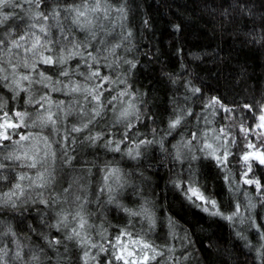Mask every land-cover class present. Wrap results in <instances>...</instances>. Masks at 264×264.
<instances>
[{
	"label": "clouds",
	"instance_id": "obj_1",
	"mask_svg": "<svg viewBox=\"0 0 264 264\" xmlns=\"http://www.w3.org/2000/svg\"><path fill=\"white\" fill-rule=\"evenodd\" d=\"M208 2L189 0L193 11ZM212 2L217 9L231 7L229 15L233 26L243 22L251 24L253 30H264V0H235L234 5L233 0ZM22 3L29 5L23 9L24 15L36 21L29 28L39 24L40 32L48 38L40 49H26L32 53L27 62L12 57L15 61L12 72L0 67V86L12 93L8 98L0 93V113L19 112L20 117L12 115L8 118L21 124L18 129L27 130L21 134L18 129H9V139L0 140V217L7 221L0 229V264H87L89 260L91 264H100L99 255L104 252H111L108 256L111 262L114 252L96 239L99 237L107 242L108 237L107 229L101 230L97 218L114 229L126 232L129 226H139L140 233L166 238V234L159 231L163 221L160 225L150 224L142 212L132 211L133 207L143 209L145 204L159 210L162 217L172 212L184 218L186 223L192 222L194 227L204 220L200 213L230 222V226L243 217L239 222L245 223L246 228L243 231L234 228V232L242 242L245 254L237 255L235 245L230 250L226 244L217 247L208 243L211 238L202 240L205 247L198 250L191 237L186 236L182 237L187 241L182 248L191 247L182 252L177 264H230L229 256L241 264H264V229L260 228L259 222L264 220V193L245 191L244 201L238 202L234 197L228 198L231 192L226 194L220 183L224 180L229 185H236L238 190V181L233 178L229 165H238L240 175L245 165L234 159L240 155L238 146L235 153L232 151L235 136L231 144L225 145L223 141L229 135L228 128H239L243 121L229 117L231 123L225 127V135L220 140L216 139L218 134L202 136L199 130H192L196 126L189 120L193 115L191 106L200 100L198 94L202 89L191 85L185 90L183 100L188 102V107L180 108L174 98L170 100L167 81L163 79L167 76L164 66L157 70L154 66L158 61L152 59L160 49L155 53L145 50L143 54L148 56L151 64H147L144 72L137 69L141 61L132 42L146 38L145 30L151 32L152 25L146 14L134 11L140 7L136 0H120L114 11L110 4L99 0H82L79 5L49 0L45 5V9H49L47 15L41 10L44 0H22ZM8 7L16 8L19 4L14 0H0V25L14 15L3 11ZM102 8L110 11L102 12ZM58 9L63 11V16ZM86 12L98 15L93 20L85 16ZM80 17H84L83 22ZM16 18L23 20L24 17ZM49 19L56 23L45 25L44 21ZM122 20L125 22L121 23ZM93 23L97 31L90 30ZM114 24L116 28H113ZM54 26L59 27L62 39L51 38V27ZM172 27L179 30L176 25ZM73 28L89 30L83 39H79ZM98 32L103 35L97 41ZM113 33L115 43L107 39ZM4 35L7 39L11 31ZM93 41L104 47L96 48L99 55H86ZM11 43L16 45L17 41ZM45 51L50 55H41ZM10 55L5 53L6 57ZM48 57L54 60L52 64L44 63L50 66L49 69H37V61ZM73 58H79L81 62L70 65L68 61ZM5 63L12 66L11 60H5ZM97 65L111 69L114 75H102ZM18 67L32 69L35 76L22 75L17 79L15 68ZM94 72L99 75L94 76ZM258 72L259 66L253 69L250 79L264 87V75L257 76ZM77 77L83 80H77ZM150 77L156 81L153 88L143 83ZM20 81H27V87L24 88ZM33 85L41 87L34 88ZM77 86L78 90L73 91ZM46 88L48 92L44 91ZM22 90L26 98L21 97ZM53 92L71 96V99L53 101L50 98ZM248 100V103L236 106L237 113L250 103L264 110V104L254 97ZM175 121L179 123L173 126ZM21 135L27 139L20 140ZM13 136L19 138L13 139ZM206 139L212 140L207 144H215L218 154L227 147L230 154L227 163L218 166L216 162L214 167L205 162L203 157L209 152L205 148ZM191 188L200 191L209 201H216L222 214L212 215L210 204L189 199ZM242 209L248 212L246 217ZM227 216L233 218L225 219ZM13 221L18 228L14 229ZM218 228L222 230V226ZM248 233L258 234L257 239L253 241ZM215 239L219 240V237ZM92 249H96L94 254ZM164 264H167V254Z\"/></svg>",
	"mask_w": 264,
	"mask_h": 264
},
{
	"label": "trees",
	"instance_id": "obj_2",
	"mask_svg": "<svg viewBox=\"0 0 264 264\" xmlns=\"http://www.w3.org/2000/svg\"><path fill=\"white\" fill-rule=\"evenodd\" d=\"M14 2L19 4V7L3 9L5 13H14V15L10 16L9 20L4 21L0 25V40H3V44H0V57L2 53H6L10 48L12 50V40L18 41L24 36L28 37V34H31L29 30L38 32L37 28H39V24H37V27L30 29L29 25L36 23V21L24 15L23 9L29 8V5L22 3V0H14ZM57 2L64 5H79L82 0H57ZM99 2L110 4L112 6L111 11H114L120 4V0H99ZM48 3L49 0H44V3L41 4V10L45 11V15H47L49 10L45 9V5ZM136 3L140 7L135 8L134 11L146 14L149 23L152 25L151 32L145 30L146 38L142 41L133 40L132 42L136 46V51L139 53L141 61V64L137 65V69L140 72H144L147 64H151L148 56L143 54L145 50L155 53L157 49H160L159 54L154 55L152 59L158 61L157 65L154 66L157 70H159L161 65L164 66L167 76L163 77V79L167 81V96L170 100L174 98L180 108L188 107V102L183 100L185 90L189 89L191 85L202 89V92L198 94L200 100L191 106L193 115L189 117V120L196 126L192 129L193 131L199 130L201 135L205 131H215L218 133V129H225L231 123L229 119L231 117L242 120V126L249 129L247 134H245L241 132V127L235 129L228 128L229 135L226 139L232 140V137L235 136V144L232 147L234 153L238 150V147L240 153L247 151L246 144L249 142L257 148L261 146L262 143L255 141L251 137V132L258 122L262 110L250 103L249 107L252 109L251 111L248 108L241 107V112L237 113L236 106L248 103V98L250 97H254L261 104H264V94H262L264 93V87H261L255 79H250L253 76V69L257 66H259L257 76L264 75V30L259 28L253 30L251 24L245 25L243 22L233 26L232 18L229 15L231 7L217 9L212 0H209L207 4L197 7L195 11H193L189 0H136ZM234 3L235 0H233V5ZM58 11H60L61 16L64 15L62 10L58 9ZM101 11L108 12L110 10L102 8ZM218 12H223V15H218ZM88 14L86 12V16ZM89 15L94 20L98 14L92 13ZM18 16H23V20H18L16 18ZM124 22L123 20L121 21V23ZM55 23V21L53 23V20L49 19L44 24L54 25ZM173 25L178 26L179 30L174 29ZM113 28H116L115 24ZM9 30L11 31V35L6 39L4 34ZM45 30L48 32L47 27ZM72 31L79 39H83L88 30L80 31L73 28ZM50 35L53 40H55L56 35L62 39L58 26L51 27ZM102 35V33H97V41ZM71 38L69 37V39ZM107 39L113 43L117 42L115 40V33L107 37ZM97 41H93L87 48L86 55L87 53L99 55L96 52V48H103L104 45H97ZM80 50L85 51L84 49ZM119 52L120 50L117 49V53ZM80 62V59L76 58V64ZM72 63L74 64L73 61L70 64ZM5 65V59L2 57L0 59V67ZM49 67L39 64L37 69L47 71ZM96 67H98V70L103 71H105L104 68H107L103 65H97ZM107 69L108 73L114 75L111 69ZM150 80L151 77L148 80H144L143 83L149 88H153L156 85V81L151 80L150 82ZM2 83L7 82L2 81ZM25 87H27V84H25ZM33 87L39 88L40 85H33ZM245 88L248 90L245 91ZM0 93H3L5 98L12 95L3 86H0ZM107 94L105 93V95ZM20 95L26 98V93L23 90L20 92ZM211 97L221 98L222 103L230 108L231 112L226 113L219 108L206 107ZM9 113L13 114V111L10 110ZM212 113H215V115L213 116ZM2 115L3 113H0V116ZM18 130L21 132L20 129ZM13 138L16 139V136H13ZM203 159L215 167L216 161L207 156H204ZM234 159L239 160V156L234 157ZM229 167L232 168L233 178L238 181L241 189H246L247 192L254 194L256 192L254 186L245 185L240 179L239 166L230 164ZM242 171H245V169ZM249 175L256 179L264 178V166L254 164L252 172ZM220 183L224 187L226 194L229 191L231 192V195L228 196L229 199L233 197L237 199L231 191V185L224 180H221ZM253 199H256V197L253 196ZM132 211L142 212L144 218H146L144 213L147 212L154 219V223L158 225L163 221L159 231L165 233L166 238H157V234L153 233H140L139 226L137 228L129 226V230L126 232L130 235L121 236L120 233L125 231H121L120 228H111L106 222L97 218V223L100 225L101 230L107 229L108 231L107 242L103 240L101 243L105 245L106 249H111L114 252L113 245L116 244V237L120 236L122 242L129 244L133 251L138 252L140 245H134L132 241L140 239L156 248L162 257H164L163 254L166 252L165 248H170L172 250L170 254L174 255V260L177 261L182 252H187L188 248L191 247V245H188V247L182 248V245L187 243L186 240H182V237L190 236L192 243L195 244L198 250L205 247L201 243L202 240L211 238L207 242L217 247H222L226 244L231 250L233 249V245H235L237 255L242 256L246 253L242 242L236 238L234 232V228L243 231L246 228L245 223L237 221V223L230 226V222L200 213V216L204 217V220L194 227L192 222L186 223L184 218L172 212H167L162 217L160 211L149 204H145L143 209L133 207ZM247 215L248 212L243 214L245 217ZM187 219L190 220L191 218ZM241 220H243V217ZM170 221L176 225L174 230L170 226ZM115 222L113 221V223ZM133 222H135V219ZM259 222L262 224L264 220H259ZM12 223L14 229L18 228L15 221ZM6 224L7 221L3 217H0V229L4 228ZM218 226H222V230ZM248 235L255 241L258 234L248 233ZM215 237H219V240L215 239ZM104 255L109 256L111 252H104ZM228 259L230 260V264H241L235 257L229 256ZM256 264H259V262H256Z\"/></svg>",
	"mask_w": 264,
	"mask_h": 264
},
{
	"label": "snow or ice",
	"instance_id": "obj_3",
	"mask_svg": "<svg viewBox=\"0 0 264 264\" xmlns=\"http://www.w3.org/2000/svg\"><path fill=\"white\" fill-rule=\"evenodd\" d=\"M40 43L39 38L37 37V40L33 43V49L36 48V46ZM78 54V53H74ZM42 63L46 64H52L54 63V60L50 57L48 58H42ZM94 76H98V72L93 73ZM24 79H27L25 76ZM78 90V86L73 89V91ZM92 91H95V89H92ZM194 91L199 92L200 89H195ZM98 99V98H97ZM206 107L210 108H219L223 110L226 113H230L231 109L226 107L223 103L221 98L219 97H211L209 98V101L206 105ZM249 107L248 105H245V108ZM264 111V110H262ZM15 115L16 117H20V113H5L2 116H0V140L7 141L9 139V134L8 130L9 129H18L21 127L20 123H17L16 120L9 119V116ZM49 118L50 115H49ZM176 123H179V121H175L173 123V126H175ZM258 128L264 129V115L259 116V124ZM249 131L248 128H245L241 126V132L247 134ZM264 134V133H261ZM225 135V129H220L219 134L217 135L216 139L220 140L221 137H224ZM27 137L21 135L20 140H26ZM225 145L233 143L232 140H227L225 139L223 141ZM205 148L209 149L208 155L214 159L218 166L221 164L227 163L229 159V152L227 150V147L224 148V150L218 154L217 149L212 145V144H205ZM246 149L247 151H243L239 155V160L245 165V171L240 176V179L245 185H250L254 186L255 190L257 193H264V178L262 179H256L253 176H250L249 174L252 172L253 165L258 164L261 166H264V150L257 148L254 144L252 143H247L246 144ZM229 180V183H231V179L229 177H226ZM188 196L189 199L194 200L196 202L202 203V204H210L211 208L213 211L210 213L212 215H221L222 214V209L218 208L216 205V201H209L207 197L202 194L200 191H198L195 188H191L188 190ZM206 211L208 210L207 208L205 209ZM238 212V209H237ZM146 216L148 222L150 224L154 223V219L151 217L150 214L147 212L144 213ZM235 215V213H234ZM225 219L231 220L233 217L232 216H227L224 217ZM170 226L174 230L176 225L174 222L170 221ZM260 228L264 229V223L260 224ZM121 236H129L130 234L127 232H121ZM132 244L134 245H140L139 251L134 252L129 250V245L122 242L120 240V236L116 237V244L113 245V248L115 249L114 251V259L117 261H121L122 264H149L150 260H155L158 255H161L160 252L156 250L152 245L140 240V239H135L132 241Z\"/></svg>",
	"mask_w": 264,
	"mask_h": 264
},
{
	"label": "rangeland",
	"instance_id": "obj_4",
	"mask_svg": "<svg viewBox=\"0 0 264 264\" xmlns=\"http://www.w3.org/2000/svg\"><path fill=\"white\" fill-rule=\"evenodd\" d=\"M85 16H86V13H85ZM89 17V19H93L92 16H90L89 14L87 15ZM80 20L81 22L84 21V17H80ZM47 22V21H44V23ZM54 23V21H53ZM90 30L92 31H97L96 29V25L93 23L89 26ZM38 32H33L32 30H29L31 32V34H28V37L27 36H24L22 37L21 39H19L17 41V44L16 45H13L11 44L13 47H12V50L10 48V50H8L6 53H10L11 55L10 56H5V53L1 55L0 59L2 57H4L5 60H11L12 61V66H9V64L6 63L5 66H2V67H5V68H8V71L9 72H12L13 71V67L15 65V61L12 60V57H16V58H23V60L25 62H27L29 60V58L32 57V53L31 52H28L26 51V49H29V48H32L33 47V43H34V40L37 36L40 37V43L36 46L35 49H40L41 45L45 43L46 39L48 38L45 33H41L39 28H37ZM56 30V29H55ZM89 30V29H87ZM45 32L47 33V31L45 30ZM56 38H57V35H56ZM55 38V39H56ZM59 47V46H57ZM41 55L43 56H48L50 55L49 52L45 51V52H42ZM71 61L74 62V64H70ZM68 63L70 65H76V58H73L72 60H69ZM46 65L44 63H42L41 61H37L36 63V67L38 65ZM49 66V65H47ZM105 71L103 70H99L101 72L102 75H111L110 73H108V69L107 68H104ZM107 71V72H106ZM15 72L17 74V79L19 78V76H22V75H29V74H32L33 76H35V73L32 69L30 68H27V67H18V68H15ZM77 80H83L82 77H77L76 78ZM8 83V81H6ZM28 82L27 81H20V84L24 87H25V84H27ZM98 83H102L105 87L107 86L106 83L102 82V81H98ZM41 87V86H40ZM45 92H48L49 89H44ZM53 101H57V100H64V101H68L69 99H71V96H68V95H64L62 93H56V92H53L51 93V97H50ZM41 111H43V109L41 108ZM261 115H264V111H262V114ZM17 122V121H16ZM258 124H259V119H258V122L257 124L255 125V127L253 128L252 132H251V137L255 140V141H259V143H262L261 146H258L259 149H262L264 150V134H261V133H264V129H260L258 128ZM21 134H24L27 130L26 129H20ZM33 131H36L35 129ZM219 133H216L215 131H205L202 136H205V137H212V136H215ZM19 137L16 136V139H18ZM15 139V138H13ZM206 143H212V140L211 139H206L205 140ZM213 146L215 147V144H213ZM207 157H210L209 155H207ZM211 158V157H210ZM212 159V158H211ZM214 160V159H213ZM215 161V160H214ZM243 189V188H242ZM241 187L238 185V190H237V186L236 185H231V191L232 193L234 194V196L237 198L235 199L236 201L238 202H243L244 201V193L245 191H247L246 189H243L242 190ZM250 193V192H248ZM243 211V214L245 212H247L246 210L242 209ZM147 219V218H146ZM242 217H239V220H241ZM238 220V221H239ZM95 236V235H94ZM96 239L98 240L99 243H102V241L104 239H100L99 237H96ZM100 240V241H99ZM127 244V243H126ZM129 245V244H128ZM129 250L133 251L129 245ZM166 252L165 254H163L164 257H162V255H158L156 257L155 260H150L149 261V264H164V261H165V255L167 254V264H177V261L174 260V255H171L170 252L172 251L170 248H165ZM170 250V251H169ZM96 252V249H92V254H94ZM135 252V251H134ZM91 255V254H90ZM99 262L100 264H122L121 261H117L114 259V257L112 258V261L109 262L108 261V256L104 255V253H100L99 255ZM87 264H91V261L89 260L87 262Z\"/></svg>",
	"mask_w": 264,
	"mask_h": 264
}]
</instances>
